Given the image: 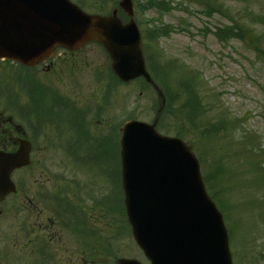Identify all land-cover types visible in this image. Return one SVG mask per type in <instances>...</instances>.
Wrapping results in <instances>:
<instances>
[{
    "label": "rangeland",
    "instance_id": "1",
    "mask_svg": "<svg viewBox=\"0 0 264 264\" xmlns=\"http://www.w3.org/2000/svg\"><path fill=\"white\" fill-rule=\"evenodd\" d=\"M85 1L90 11L96 9L92 5H97V0ZM169 1L175 8L169 11L153 9L138 14V17L143 21L142 29L148 26L145 21L148 18H154L156 25L169 23L176 29L168 36L160 37L159 46L162 50L155 53L156 58L169 67L170 80L182 73L193 77L199 95L203 96L201 102L204 109L201 113H204L205 119L198 124L193 123L186 117L178 101L174 103L167 100V112L162 118V124L166 131L170 129V133L178 130L186 134L184 138L194 148L193 142L200 141L205 128L203 124L208 120H217L221 115L227 119H236L237 122H232L231 135L222 140L215 139L207 155L224 158L220 162V176L221 187L226 192L223 191L220 196L230 210V217L224 213L232 235L231 249L235 264H264V176L258 179L259 175L264 174V169L260 167V162L264 165V54L252 45L258 35L260 38L257 42L264 49V0H210L214 4L222 3L234 19L251 28L246 38L233 37L228 40H220L214 34L217 26L232 23L228 15L205 13L206 7L200 0ZM78 55L83 72L81 77H75L78 95L82 100L90 94L99 97L104 84L96 83L94 78L96 69H104L106 53L100 46L90 44L79 51ZM86 64L88 67L84 69ZM0 68V78L2 71L6 75L11 72L10 69ZM177 68L181 71L176 72ZM61 82L65 88L64 81ZM140 85V82L133 81L112 88L113 105L111 103L110 110L115 120L125 115L128 117L131 113L145 121L153 120L157 105L156 92L150 88L142 89ZM169 95L165 92V98L168 99ZM2 103L0 100L1 106ZM103 124L104 121H93L90 128L97 135L103 129ZM244 136H248L245 141ZM218 142L224 148H216ZM258 160L260 162L257 163ZM252 163L260 168L259 175L256 171L252 172ZM56 167L59 168V163ZM71 167L70 164H61L62 170L80 180L88 190L94 186L93 197L95 201H100L98 197L101 198L108 191V187L102 188L103 179H95L91 165ZM91 200L88 197L89 203ZM117 219L110 215L106 217L107 223L97 226L101 229L99 237L102 239L106 237L104 230H108L107 246L110 252L107 250L102 254H94V264H114L117 257L121 256L136 257L147 262L129 228L120 230Z\"/></svg>",
    "mask_w": 264,
    "mask_h": 264
},
{
    "label": "water",
    "instance_id": "2",
    "mask_svg": "<svg viewBox=\"0 0 264 264\" xmlns=\"http://www.w3.org/2000/svg\"><path fill=\"white\" fill-rule=\"evenodd\" d=\"M120 6L133 16L130 0ZM94 40L108 50L121 79L152 81L133 18L123 24L117 10L87 14L71 0H0V57L34 64L58 45L75 49ZM123 131L129 219L152 264H232L222 215L190 148L161 136L155 123L130 121ZM118 264L141 263L121 258Z\"/></svg>",
    "mask_w": 264,
    "mask_h": 264
},
{
    "label": "flooded vegetation",
    "instance_id": "3",
    "mask_svg": "<svg viewBox=\"0 0 264 264\" xmlns=\"http://www.w3.org/2000/svg\"><path fill=\"white\" fill-rule=\"evenodd\" d=\"M79 61L78 52L56 50L19 82L10 103L0 105V153H15L23 144L30 159L4 174L15 190L0 192V264H15L19 248L24 264H94V254L104 253L108 243L96 228L93 191L61 169L62 163L73 168L95 159L102 188L118 186L114 120L78 95ZM93 121H104L97 135Z\"/></svg>",
    "mask_w": 264,
    "mask_h": 264
},
{
    "label": "trees",
    "instance_id": "4",
    "mask_svg": "<svg viewBox=\"0 0 264 264\" xmlns=\"http://www.w3.org/2000/svg\"><path fill=\"white\" fill-rule=\"evenodd\" d=\"M234 28H237L238 30L236 34H239L240 36L243 37L242 29L239 28L237 23L234 25V27H226L224 29H220V33H224L227 36H230L231 34H233ZM163 32L166 33L165 31ZM152 68L154 69L153 65H152ZM181 75H182L181 77L182 80L180 84H177V83L173 84L172 82H169V84L168 83L166 84L165 88L169 92L173 91V95L175 97L173 99L175 101H178L181 104V107H183L184 114L186 115V117L189 118V120L192 121L193 123L195 122L198 124L205 119L204 116L200 113L201 106L203 107V104L201 102V96L199 95L198 90L195 86V82L192 79L193 77L185 76V74L183 73ZM190 88H192L194 91ZM198 115H199V118L197 120ZM210 122L212 121L208 120L206 124H203L206 126L204 130H206L207 127L212 124ZM232 122H237V121L235 118L227 119L225 117H222L220 118V121H216L214 122V124L217 126V131H220L221 128H224L225 130L228 131L227 133H229L230 130L233 129Z\"/></svg>",
    "mask_w": 264,
    "mask_h": 264
}]
</instances>
